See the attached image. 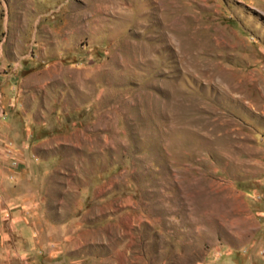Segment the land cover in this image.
<instances>
[{
  "label": "rangeland",
  "instance_id": "obj_1",
  "mask_svg": "<svg viewBox=\"0 0 264 264\" xmlns=\"http://www.w3.org/2000/svg\"><path fill=\"white\" fill-rule=\"evenodd\" d=\"M0 264H264V0H0Z\"/></svg>",
  "mask_w": 264,
  "mask_h": 264
}]
</instances>
